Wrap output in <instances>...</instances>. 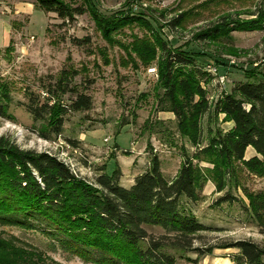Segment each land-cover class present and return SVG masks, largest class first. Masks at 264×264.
Segmentation results:
<instances>
[{"label":"rangeland","instance_id":"obj_1","mask_svg":"<svg viewBox=\"0 0 264 264\" xmlns=\"http://www.w3.org/2000/svg\"><path fill=\"white\" fill-rule=\"evenodd\" d=\"M73 8L85 10L83 0H65ZM104 16L118 15L131 9L144 16L173 47L198 55L199 63L214 65L226 78L224 87L204 82L209 101L214 105L222 93H230L234 83L246 80V74L264 77V30L234 32L231 39L218 42L198 40L197 34L227 20L250 21L264 9V0H95ZM181 18L178 26L174 20ZM151 32L134 25L105 39L88 12L76 15L74 21L59 18L56 13L38 10L31 19L12 21L0 28V84L6 85L11 103L7 117L0 116V138H6L25 151L47 153L74 166L77 176L90 182L105 170L111 174L119 167L120 185L129 188L140 174L151 167L158 156L163 174L173 179L183 162V154L196 152L187 139L180 136L177 120L171 113L161 112L158 99V68L154 62L142 65L131 51L135 38L148 40ZM231 61L236 63L233 65ZM155 69L156 73H150ZM68 72L70 90L59 97L66 106L83 93L92 99L86 111L69 110L64 117L63 132L49 139L38 133L40 121H34L26 105L29 95L43 103L48 90L57 88L62 74ZM73 72H76L73 74ZM222 115L211 111L202 121L203 143L209 131L232 129ZM124 152H130L129 155ZM255 152H246V159ZM197 163V162H196ZM202 168L212 165L201 162ZM241 184L251 192L264 191V178L243 173ZM236 201L219 202L226 193ZM186 205L202 224L211 228L195 236L193 244L183 250L170 245L163 252L175 264H234L238 249L225 248L237 241H251L264 247V234L251 218L248 201L241 188L227 186L219 192L215 183L206 181L201 201ZM155 238L173 234L161 228H148ZM0 236L16 238L19 245L37 249L55 264H91L63 251L53 250L51 242L40 232L0 227ZM203 251V252H202ZM208 251V252H207Z\"/></svg>","mask_w":264,"mask_h":264},{"label":"trees","instance_id":"obj_2","mask_svg":"<svg viewBox=\"0 0 264 264\" xmlns=\"http://www.w3.org/2000/svg\"><path fill=\"white\" fill-rule=\"evenodd\" d=\"M85 10L73 8L65 0H36V8L56 13L59 18L74 21L76 15L88 12L108 41L126 27L139 25L150 31L151 38H135L131 51L142 65L157 63L158 99L161 112L171 113L177 120L180 136L196 148L183 162L173 178H167L158 156L151 167L125 188L119 181V167L107 174L104 170L95 182L75 175L56 157L47 153L25 151L6 138H0V227L40 232L52 245L73 257L91 264H175L163 252L165 246L186 250L195 236L211 228L199 222L186 205L201 201L206 181L215 183L219 192L227 186L241 188L247 201V212L264 234V191L251 192L241 184L243 173L264 178V77L246 74L236 81L230 93H222L213 105L203 88L213 80L198 55L171 47L151 23L133 9L118 15L104 16L95 0H83ZM250 21L227 20L197 34L198 40L218 42L231 39L234 32L264 30V9ZM180 16L173 22L178 26ZM76 72H73L75 74ZM64 72L57 88L48 90L41 103L29 95L26 105L34 121H40L38 133L49 139L63 132L64 117L69 110L78 112L92 108V99L83 93L66 106L59 97L70 90ZM11 97L6 85L0 84V116L7 117ZM233 123L231 130L209 131L203 143L202 121L211 111ZM255 156L246 159L248 148ZM129 155L130 152H124ZM197 162V163H196ZM205 162L212 168H202ZM236 201L228 192L219 202ZM148 228H161L173 234L155 238ZM225 248L239 250L234 264H264V247L251 241H237ZM203 252V251H202ZM208 252V251H207ZM0 264H55L43 252L19 245L16 238L0 236Z\"/></svg>","mask_w":264,"mask_h":264},{"label":"crops","instance_id":"obj_3","mask_svg":"<svg viewBox=\"0 0 264 264\" xmlns=\"http://www.w3.org/2000/svg\"><path fill=\"white\" fill-rule=\"evenodd\" d=\"M35 3L36 0H0V28L11 26L12 21L22 18L31 19L38 11ZM230 124L233 127V123ZM249 150L254 151L251 147Z\"/></svg>","mask_w":264,"mask_h":264},{"label":"built area","instance_id":"obj_4","mask_svg":"<svg viewBox=\"0 0 264 264\" xmlns=\"http://www.w3.org/2000/svg\"><path fill=\"white\" fill-rule=\"evenodd\" d=\"M231 63L234 65L236 62L235 61H231ZM261 66L263 67L264 69V57L261 61ZM206 70L211 74V76L213 77V82H215L217 85H219L220 87H224L225 85V81H226V78L224 76H222L220 73H219V70L218 68H216L214 65H208L206 67ZM150 73H156V70L155 69H152L150 70ZM71 170L72 172L77 175V172L74 168V166L71 164Z\"/></svg>","mask_w":264,"mask_h":264}]
</instances>
